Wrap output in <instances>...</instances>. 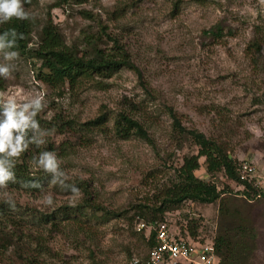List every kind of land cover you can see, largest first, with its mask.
I'll use <instances>...</instances> for the list:
<instances>
[{"label": "rangeland", "instance_id": "rangeland-1", "mask_svg": "<svg viewBox=\"0 0 264 264\" xmlns=\"http://www.w3.org/2000/svg\"><path fill=\"white\" fill-rule=\"evenodd\" d=\"M24 8L38 23L49 15L79 56L88 44L105 48L112 45L107 35L117 38L136 70H121L104 81L103 89L82 85L52 91L37 77L40 62L26 54L12 61L0 55V63L12 65L11 75L0 77V99L13 96L25 103L43 95L45 106L37 116L44 121L41 130L50 134L41 147L51 146L57 157L62 175L55 178L62 184L89 182L93 199L104 209L79 232L72 225L75 215L63 221L61 210L75 206L80 194H67L59 185L36 194L15 185L0 188V206L9 213L0 218V264H131L133 258L147 259V233L138 230L145 220L136 216L137 207L154 200L157 185L176 181L182 158L198 152L188 138L179 141L171 111L184 127L216 140L238 165L252 164L254 185L264 192V45L258 66L246 56L253 26H264V0H36ZM219 25L222 38L207 34ZM40 31L34 28L31 47L37 46ZM101 110L112 115L131 111L152 142L108 133L93 135L87 145L62 127V121L80 125L95 119ZM204 162L201 158L195 175L220 191L228 186L229 195L240 199L238 212L221 214L220 201H188L165 218L179 229L194 219L204 237L216 238L221 228H248L255 242L246 264H264V195L246 203L242 187L223 172L208 174ZM107 211L123 216L109 218ZM53 214L60 219L59 228L42 225L41 219Z\"/></svg>", "mask_w": 264, "mask_h": 264}, {"label": "trees", "instance_id": "trees-1", "mask_svg": "<svg viewBox=\"0 0 264 264\" xmlns=\"http://www.w3.org/2000/svg\"><path fill=\"white\" fill-rule=\"evenodd\" d=\"M35 2L36 0H26L24 6L30 8ZM61 5L62 3H58L56 6ZM35 27H41L40 37L37 46L31 47V35ZM10 28L15 29L18 34L22 33L23 38L18 37L16 46L8 49V51H18L19 54H26L31 59L40 62L42 69L38 72L37 77L52 91H60L65 86H70L74 90L82 85L84 87L88 85L97 86L96 88L103 89L106 87L104 81L109 80L121 70L125 68L136 70L124 46L111 35H107L109 41L112 42L111 46L100 48L98 45L88 44L89 50L86 51L84 56H79L66 43L60 29L53 23L49 15L42 23L33 21L30 15L28 19L24 20L13 18L8 23L0 25V33ZM252 29L251 38L246 47V56L251 57L254 65L258 66L260 59L257 57L263 55L264 26L255 25ZM207 34L215 38H222L224 29L219 25L207 31ZM230 34H232V31H230ZM9 38L11 39V37ZM3 88L0 83V90ZM170 118L179 141L182 143L188 138L198 148V152L193 155H185L182 158L183 164L176 171V181L170 185H157L153 190L156 191L154 200L139 205L136 216H139L148 224L162 219L165 220L169 211L181 208L188 201L202 205H211L220 201L221 214L238 212L240 208L237 202L240 199L229 195L231 193L228 186L220 191L216 184L200 179L195 175V172L201 168V158H205L204 165L208 174L214 175L217 172H223L227 180L242 187L241 194L246 197V203H249L256 196L264 195V192L254 185L255 179L241 178V165H238L237 161L233 160L216 140L207 137L205 133L197 129L184 127L178 114L174 111H171ZM36 119L39 126H43L44 121L38 116ZM62 127L70 130L73 135L77 136L78 140H84V144L87 145H91L93 135H107L108 133H113L117 138L123 140L137 137L148 143L152 142L144 124L131 111L122 110L116 115H112L110 112L101 110L95 119L80 125L71 121H62ZM33 134L32 130H28V137H32ZM43 145L37 147L35 144H30L27 150L15 158L16 163L13 169L15 181H9L7 185H15L31 194L43 192L53 185H59L67 194H73L71 188L75 185L79 189L81 198L77 200L75 206L65 207L61 210L65 214V218L62 220L68 221V217L75 215V224L72 225L76 226L78 231L81 232L85 228L84 224L91 225L96 214L103 212L104 209H101L100 205L93 199L89 182L74 179L63 181L62 184L58 182L52 173H47L32 163L33 158L38 159L41 153L45 151L53 152L51 146L47 150L41 147ZM64 157L67 156L64 155ZM54 180L55 183H53ZM33 183L39 186L34 187L32 186ZM222 194H225V197ZM89 212H92V215L88 214ZM106 214L109 218L123 216L122 213L110 211H107ZM8 215L9 213H5V209L0 206V218ZM81 217L85 219L83 220ZM157 218L161 220H155ZM58 220L60 219H58L57 214L46 215L41 219L42 225L50 224L54 228H59ZM187 229L192 237L201 236L199 223L194 219L189 221ZM141 232H144V230H141ZM147 242L150 248L155 244V233L151 234ZM214 242L216 252L220 258L219 264H246L248 258L253 256L255 236L253 231L248 228H221L220 233L214 238Z\"/></svg>", "mask_w": 264, "mask_h": 264}, {"label": "clouds", "instance_id": "clouds-1", "mask_svg": "<svg viewBox=\"0 0 264 264\" xmlns=\"http://www.w3.org/2000/svg\"><path fill=\"white\" fill-rule=\"evenodd\" d=\"M26 0H0V24H5L13 18L24 20L29 18L25 11ZM11 37V39L9 38ZM23 38L15 29H8L0 33V55L4 61H12L19 55L18 51H8L16 46L17 38ZM12 65L0 63V77L7 78L11 75ZM45 106L43 95H37L25 103H18L13 96L0 99V188L6 187L9 181H15V158L19 157L30 144L37 147L45 143V136L50 133L41 130L36 119L37 114ZM28 130L33 131V136L28 137ZM32 163L54 176L62 175L58 172L59 162L54 152H43L39 158H33ZM55 183V180L53 181ZM32 186L39 185L33 183ZM73 194H79V189L72 186ZM51 203V196L47 197Z\"/></svg>", "mask_w": 264, "mask_h": 264}, {"label": "built area", "instance_id": "built-area-1", "mask_svg": "<svg viewBox=\"0 0 264 264\" xmlns=\"http://www.w3.org/2000/svg\"><path fill=\"white\" fill-rule=\"evenodd\" d=\"M256 170L250 163L240 167L242 179H255ZM138 230H144L147 239L155 233V244L147 259L133 258L131 264H219L214 237H192L188 229L173 228L166 219L151 224L141 222Z\"/></svg>", "mask_w": 264, "mask_h": 264}]
</instances>
